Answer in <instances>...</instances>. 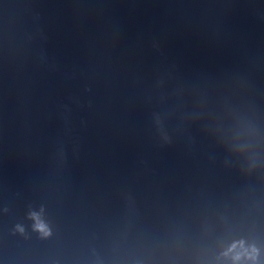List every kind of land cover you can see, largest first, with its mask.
Wrapping results in <instances>:
<instances>
[{"label":"water","instance_id":"95a60500","mask_svg":"<svg viewBox=\"0 0 264 264\" xmlns=\"http://www.w3.org/2000/svg\"><path fill=\"white\" fill-rule=\"evenodd\" d=\"M0 264H264V0H0Z\"/></svg>","mask_w":264,"mask_h":264},{"label":"clouds","instance_id":"9594fccd","mask_svg":"<svg viewBox=\"0 0 264 264\" xmlns=\"http://www.w3.org/2000/svg\"><path fill=\"white\" fill-rule=\"evenodd\" d=\"M41 230H43V229H41Z\"/></svg>","mask_w":264,"mask_h":264}]
</instances>
